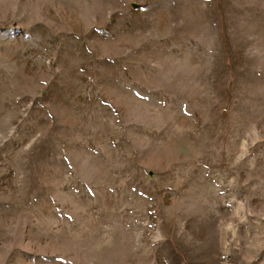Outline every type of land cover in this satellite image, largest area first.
<instances>
[{
    "label": "rangeland",
    "instance_id": "1",
    "mask_svg": "<svg viewBox=\"0 0 264 264\" xmlns=\"http://www.w3.org/2000/svg\"><path fill=\"white\" fill-rule=\"evenodd\" d=\"M0 264H264V0H0Z\"/></svg>",
    "mask_w": 264,
    "mask_h": 264
}]
</instances>
